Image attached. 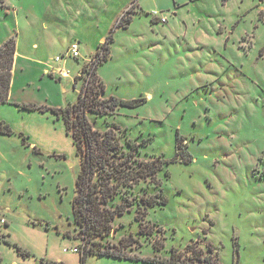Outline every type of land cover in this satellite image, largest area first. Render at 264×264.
Returning <instances> with one entry per match:
<instances>
[{
  "label": "rangeland",
  "instance_id": "obj_1",
  "mask_svg": "<svg viewBox=\"0 0 264 264\" xmlns=\"http://www.w3.org/2000/svg\"><path fill=\"white\" fill-rule=\"evenodd\" d=\"M3 1L0 45L13 36L18 51L69 77L25 58L12 66V98L0 104L11 130L0 133V264H82L63 248L84 243V253L98 242L139 259L87 254L84 264H160L142 258L172 248L187 263L264 264V0ZM123 15L131 22L116 26ZM109 35L95 100L142 101L88 119L101 132L117 124L122 144H139L132 165L165 163L152 178L119 184L112 203L128 210L90 242L73 221L80 156L62 118L13 103L75 102L88 73L75 76ZM72 42L79 56L63 61ZM155 194L166 204H142Z\"/></svg>",
  "mask_w": 264,
  "mask_h": 264
},
{
  "label": "trees",
  "instance_id": "obj_2",
  "mask_svg": "<svg viewBox=\"0 0 264 264\" xmlns=\"http://www.w3.org/2000/svg\"><path fill=\"white\" fill-rule=\"evenodd\" d=\"M3 4L4 1L0 0V6ZM131 20V16L125 17L123 15L116 23V26L126 27ZM108 40H111V35L106 38L105 43L101 44L93 55V62L90 64L88 71L82 67L81 74L87 72L91 77L89 76L84 92L78 94L75 102L60 108L36 105L34 103H13L28 110L38 109L45 111L50 109L57 117L60 116L62 118L66 134L72 137L77 154L80 156V171L76 177L75 196L72 200L73 221L90 242L94 238H104L111 229V221L128 210V202L112 203V199L117 194L119 184L130 187L133 182H137L140 178L146 176L152 178L157 175L165 163L163 159L158 158L151 162H146L144 164L146 165L145 167L132 165V163H135V158L132 157L137 152L139 144L131 142L130 139H126L125 143L122 144L119 141L120 137L116 133V130L119 131L117 124H111V127L101 132L88 119V114L94 113L103 116L111 114L119 107H136L142 101L141 98L125 100L114 96L95 100L100 92L103 91L102 83L99 87L96 85L99 83L96 69L98 64L108 57ZM15 50L16 40L13 36L7 38L0 45V104L9 102V88ZM81 74L75 76V81ZM89 82H91L90 85ZM10 132L11 130L7 124L0 123V133L9 134ZM177 141H179L178 137ZM125 146L128 147V151H124ZM33 149L35 150L36 147L34 146ZM141 202L147 207L161 206L166 204L167 199L164 194L146 195L141 197ZM144 234L148 235L147 233ZM102 244L101 242L93 243L94 246L91 249L81 253L82 264H84L87 254L133 260L139 259L138 256L128 255L121 249H110V247ZM142 260L160 264H194L185 262L174 248L170 250L169 257H143ZM201 262H204L203 264H217L210 262L207 257ZM49 264L62 263L51 262Z\"/></svg>",
  "mask_w": 264,
  "mask_h": 264
},
{
  "label": "built area",
  "instance_id": "obj_3",
  "mask_svg": "<svg viewBox=\"0 0 264 264\" xmlns=\"http://www.w3.org/2000/svg\"><path fill=\"white\" fill-rule=\"evenodd\" d=\"M152 17L154 19H159V21H161V22H166L167 21V19L165 17H163V16L159 17L158 16V11H156V10L152 12ZM78 56H79L78 44H77V42H72L68 46V48L66 49L65 53L63 54V61L67 57L76 58ZM58 60H59V57H55V61H58ZM87 61L91 64L93 62V59H90V60H87ZM90 64L88 66H90ZM88 69H89V67L86 66L85 70L88 71ZM52 73H55L59 77L68 76L67 71L63 67L57 68V69H53ZM86 74H87V72H86ZM89 76H90V74L88 73L87 77H86V80H85V87L84 88H86V86H87ZM83 248H84V243H81V245H78L76 247H71L70 249L63 248V251L64 252H72V253H80L81 254L83 252Z\"/></svg>",
  "mask_w": 264,
  "mask_h": 264
},
{
  "label": "crops",
  "instance_id": "obj_4",
  "mask_svg": "<svg viewBox=\"0 0 264 264\" xmlns=\"http://www.w3.org/2000/svg\"><path fill=\"white\" fill-rule=\"evenodd\" d=\"M12 12L14 13V12H18V10L16 9V8H12ZM41 24H43V22L41 23ZM40 24V25H41ZM43 27H45V28H47V25L46 24H44V26ZM104 39H102V41H103ZM5 41V40H4ZM18 42V41H17ZM35 47V50H37V45H34ZM18 48H19V46L17 45V48H16V50H15V54H14V57H13V65L17 62V60L19 59V58H25L26 60H29V61H31V62H34V63H36V64H38V65H40L41 67H44L45 69H46V72L47 73H49V74H54V73H52V70L53 69H57L58 67L56 66V64L55 65H52V66H50L49 64H46V63H44V61H43V59H41V58H39L38 56H35V57H32V56H30V55H27V54H24V53H22L21 51H18ZM37 51H35V54H37L36 53ZM96 53V52H95ZM90 59H92V56L91 57H89L87 60H90ZM86 60V61H87ZM85 61V62H86ZM12 65V66H13ZM50 67V68H49ZM61 67H63L64 69H65V66H61ZM60 67V68H61ZM45 71V70H44ZM48 74V75H49ZM81 74V70L79 71V74L78 75H80ZM52 75H50V76H52ZM65 77H69V75L68 76H65ZM76 81L74 80V83H75ZM12 98V91L10 90L9 91V100ZM11 101V100H10Z\"/></svg>",
  "mask_w": 264,
  "mask_h": 264
}]
</instances>
